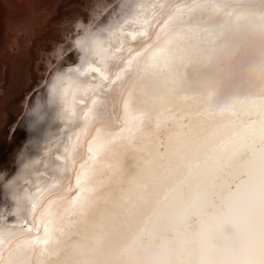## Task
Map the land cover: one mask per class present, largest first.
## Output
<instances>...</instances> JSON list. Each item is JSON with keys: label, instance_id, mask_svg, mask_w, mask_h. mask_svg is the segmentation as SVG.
I'll return each instance as SVG.
<instances>
[{"label": "snow or ice", "instance_id": "6c2138e0", "mask_svg": "<svg viewBox=\"0 0 264 264\" xmlns=\"http://www.w3.org/2000/svg\"><path fill=\"white\" fill-rule=\"evenodd\" d=\"M213 2L141 5L131 23L145 30L128 35L148 38L150 14L159 25L153 43L130 59L112 57L117 65H125L111 81H119L118 87L110 90L124 98L128 118L139 119L131 115L134 108L149 115L162 108L174 110L179 131L168 145H161L162 152L120 142L112 179L115 185L130 186L101 212L102 223L91 244L72 240L77 225L98 204L90 171L77 176L79 192L67 207L50 204L39 216L37 204L28 207L16 191L22 177H12L5 190H12L13 206L0 211V264H14L21 251L28 254L24 264H141L157 230L182 236L190 226L195 228V247L182 242L177 264H264V103L212 116L191 104L198 92L197 78L185 75L204 59L198 45L186 41L197 29L201 9ZM120 45L118 52L123 39ZM127 51L131 56L133 50ZM107 67L86 71L99 72L107 81ZM96 122L104 125L100 118ZM95 142L100 147L112 143L101 129ZM126 160L136 162L135 170L125 165ZM209 207L217 208L215 214H207ZM40 225L43 232L37 230L35 239L13 244Z\"/></svg>", "mask_w": 264, "mask_h": 264}, {"label": "bare ground", "instance_id": "6f19581e", "mask_svg": "<svg viewBox=\"0 0 264 264\" xmlns=\"http://www.w3.org/2000/svg\"><path fill=\"white\" fill-rule=\"evenodd\" d=\"M159 1L0 0V153L5 159L0 164V211L6 205L13 206L12 190H5L12 177H22L16 191L28 207L37 204L39 216L50 204L53 208L67 207L79 192L77 176L90 171V185L98 204L77 225L72 240L74 244H91L97 225L102 223L101 212L114 195L130 186L127 182L115 185L112 179L120 142L162 152L161 145H168L176 136V111L162 108L149 115L134 108L131 115L139 119L130 120L124 98H116L110 90L118 87L119 81H111L125 66L123 61L117 65L112 57L130 59L137 53L144 54L159 31L149 14L148 38L137 35L132 39L128 34L145 29L131 20L141 5ZM258 9H264V0H258ZM121 39L124 45L118 52ZM128 48L133 50L131 56ZM105 65L107 81L99 72L86 71ZM185 75L189 80L198 78L191 68ZM75 83L82 88H76ZM78 89L90 94L84 97ZM97 118L104 121L103 126ZM97 129L112 143L100 147L95 142ZM41 159L42 175L36 173ZM124 163L135 170L136 162ZM26 197H31V202ZM216 211L209 207L207 214ZM37 230L42 233L43 225L38 229L33 226L32 233L18 236L13 244L35 239ZM187 230L195 235L194 226ZM158 231L175 238L177 250L180 248V235L171 230ZM168 243L161 242L158 255L165 254Z\"/></svg>", "mask_w": 264, "mask_h": 264}, {"label": "clouds", "instance_id": "9594fccd", "mask_svg": "<svg viewBox=\"0 0 264 264\" xmlns=\"http://www.w3.org/2000/svg\"><path fill=\"white\" fill-rule=\"evenodd\" d=\"M199 17L186 41L198 45L204 57L191 68L198 76L191 104L223 116L264 103V9H258V0H214ZM164 240L169 241L165 254L158 255ZM182 242L194 248L196 236L186 229ZM177 253V240L158 231L141 264H177ZM27 255L17 253L14 264H24Z\"/></svg>", "mask_w": 264, "mask_h": 264}, {"label": "rangeland", "instance_id": "374dc122", "mask_svg": "<svg viewBox=\"0 0 264 264\" xmlns=\"http://www.w3.org/2000/svg\"><path fill=\"white\" fill-rule=\"evenodd\" d=\"M159 2H164V0H161V1H159ZM75 84H76V83H75ZM75 84H74V85H75ZM81 86H82V85H81L80 83H78V84L75 85L76 88H82ZM88 90H89V89H88ZM77 92H80V93L82 92V96H84V97H86V94H90L89 91H85V90L83 91L82 89H78ZM87 92H88V93H87ZM83 94H84V95H83ZM0 155H1V153H0ZM54 156H56V155H54ZM0 158H1V159H0V160H1V161H0V164H1V163L4 162L5 159H3L2 155L0 156ZM2 160H3V161H2ZM41 160H42V162L39 163V168H37V170H36V173H38V174H40V175L43 174L41 170L44 169V166H42V164H43V162H44V159H41ZM45 161H46V160H45ZM0 167H1V165H0Z\"/></svg>", "mask_w": 264, "mask_h": 264}]
</instances>
